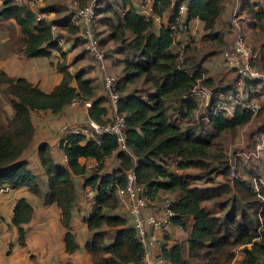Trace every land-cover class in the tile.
<instances>
[{"label":"trees","instance_id":"trees-1","mask_svg":"<svg viewBox=\"0 0 264 264\" xmlns=\"http://www.w3.org/2000/svg\"><path fill=\"white\" fill-rule=\"evenodd\" d=\"M91 1L68 0L64 19L48 23L38 21L27 3L17 5L14 0H0V22L16 23L19 33L10 32L12 47L29 59L50 57L49 49L65 58L60 41L71 36L88 53L81 26L71 20L69 13L73 3L83 9ZM135 2L119 0L106 10L98 6L95 22L112 21L108 25V38L102 39L98 34L106 54L105 44L109 40L117 50L130 53L125 58L122 75L110 73L119 96L118 114L126 123L127 150L121 149L116 136L105 132L65 134L58 148L66 157V164L58 163L51 146L43 143L37 156L44 174L35 175L24 156L37 133L32 114H61L79 97L91 102L87 109L89 122L101 127L113 123L116 114L104 74L105 94L98 97L92 82L83 74L74 76L65 63L59 65L63 79L50 93L27 79L0 71L1 93L12 110L10 116L0 119V190L27 188L44 206L56 205L61 210V223L68 231L67 251L75 252L78 245L70 228L79 199L76 179L83 180L85 194L89 190L95 194V205L85 219L92 234L86 246L92 264H142L143 247L133 221L125 215L131 219L128 209L125 214L116 213L121 204L120 192L127 186L129 173L134 172L145 189L149 208L162 201L163 204L162 196L170 194L172 226L190 230L187 246L177 243L169 249L162 248L164 258L171 264H233L239 253L242 255L239 264H264V187L257 191L249 180L251 174L231 178L224 151L227 141L237 142L245 127L249 141L264 132V108L257 116L244 111L233 118L216 114L206 123L195 121L199 136L192 128L183 130L171 120L176 110L173 106L181 110L183 105L186 118L194 114L196 119L199 102L190 96L197 86L223 87L204 78L200 63L226 46L224 35L228 32L224 30L223 34L217 29L225 0H153L149 16L141 14ZM241 2L252 18L264 21V11H255L249 0ZM173 6L168 26L156 32V17L162 19ZM182 6L185 12H181ZM193 20L204 23L203 39L207 44L199 46L192 41L175 51L177 36L189 31ZM254 83L248 81L246 86ZM207 127L209 132L205 135ZM110 158L118 165L107 172ZM173 168L184 173L197 172L183 177ZM33 214L31 204L20 199L12 222L19 230L22 246H26V232L21 226L30 223Z\"/></svg>","mask_w":264,"mask_h":264},{"label":"crops","instance_id":"crops-1","mask_svg":"<svg viewBox=\"0 0 264 264\" xmlns=\"http://www.w3.org/2000/svg\"><path fill=\"white\" fill-rule=\"evenodd\" d=\"M249 1L255 11H264V0ZM118 2L119 0H98V6L106 10L114 7ZM26 3L37 17H44L45 21L48 23L62 21L67 13L68 0H34V3ZM135 6L141 14L148 16L152 15V6L149 7L145 5L143 0H136ZM235 8L236 2L234 0H225L222 18L217 29L223 31V34L224 30L228 32L224 35L226 46L223 49L212 52L211 55L202 62L204 78L217 86L221 85L227 87L235 77L233 67L223 57V51L231 47L234 41V31L230 25V18L234 14ZM173 10L174 6L171 10L164 13L162 19L160 18L157 20L156 17V32H160L163 27L168 26V22L173 15ZM239 16L244 41L246 45L253 50L256 57L253 65L257 68L262 67L264 72V21L260 23L257 19L252 18L245 7H243V2H240ZM111 23L112 21L104 22L103 20L102 22L96 23L95 27L100 38H108L107 36L110 29L108 25ZM0 24L9 25L14 35L19 33V27L13 20L2 21ZM189 27V31L177 36L178 41L174 46L175 51H177L180 46L184 47L192 41L197 42L199 46L207 44L203 39L205 35L204 23L199 20H193ZM11 30L8 29V33H4L7 35H3V33L0 34V71L5 72L10 77L27 79L44 92L50 93L54 87L62 81L63 72L59 70V65L65 63L69 72L74 76L83 74L85 79L97 84V96H104L105 86L103 73L96 67L91 58L92 56L84 50V46L77 43V40L72 38L73 36L69 39L66 38L67 43L65 46H60L66 54L65 58L61 57L59 52L49 49L48 51L51 53L50 57L29 59L13 49V39L10 35ZM79 50H81V53ZM105 50L107 51V66L109 73L115 76H121L124 70L125 58L130 56V53L124 50H117L114 43L110 40L105 44ZM41 58L53 59V62L49 60L48 63H46V61ZM88 59L92 62L89 61L84 64L83 62ZM77 65L79 66L78 68H76ZM246 88L248 89V97L259 101L262 108H264V80L249 84ZM150 91L152 93V90ZM3 103H5V106H0L1 120H3L5 116L8 117L12 114L9 100L8 102L4 100ZM32 120L37 133L30 149L24 156L25 159L28 160L29 168L33 173L42 177L44 171L39 163L38 156H36L38 147L43 143H48L47 141L53 138L55 141L53 149L54 157L58 163L65 165L67 161L66 157L58 148L59 143L65 135L64 127L82 126L89 122V115L88 110L83 106H69L63 113L58 115L51 112L33 113ZM171 120L183 130L190 128L194 131L199 130L195 121L199 124L200 122L194 118V114L191 118H186V108L184 105L179 112L171 114ZM247 129L248 127H245L241 132L240 138L242 141H237V145L243 143L249 145L247 149L237 150L239 155H241L240 159H237V176L241 174L245 176L251 174L252 177L250 176L249 180L254 176H261L264 179V150H257L258 145L263 143V140L260 139L261 134L255 135L252 141H249L247 135H243V132H247ZM41 134H44L45 138L36 141L37 137ZM243 137H245L246 140H243ZM242 152L251 153L250 159L247 160L245 154ZM117 165L118 162L114 158L108 159L106 171L111 172ZM91 166L94 165L92 164ZM172 171L178 172L183 177L188 176L190 173L195 174V172H197V170H189L184 173L174 168ZM76 182L79 199L70 228V232L73 234L75 242L78 245L75 252L67 251L65 236L68 231L61 223V210L56 205L44 206L43 202L27 188L10 190L0 195V264H92V257L86 248L88 242L92 239V234L89 232L85 219L93 210V199L88 198L87 192L85 194L83 180L78 178ZM20 199H26L34 209L31 222L21 226L26 232V246L21 245L19 230L12 222L15 206ZM120 201L122 205L120 204L116 213L125 214L127 198L121 196ZM162 202L153 204V207L146 209L144 211V216H162ZM209 209L217 211L211 206H209ZM125 215L132 222V217L130 219L127 214ZM189 238L190 230L183 231V229L171 226L168 235L159 234L157 253L161 254L163 247L169 249L177 243H186L187 246ZM241 259L242 255L239 253L233 264H239ZM161 264L171 263L163 259Z\"/></svg>","mask_w":264,"mask_h":264},{"label":"built area","instance_id":"built-area-1","mask_svg":"<svg viewBox=\"0 0 264 264\" xmlns=\"http://www.w3.org/2000/svg\"><path fill=\"white\" fill-rule=\"evenodd\" d=\"M17 5L29 2L34 3V0H14ZM145 5L151 7L153 0H143ZM236 2L235 12L230 18V25L234 31V41L232 46L223 51L224 59L233 67L235 71L234 79L227 85V87H219L215 89H209L205 87L197 86L192 95L190 96L195 101L199 102V106L196 110V120L200 123H206L209 121L210 116L221 114L228 118H233L238 112L250 111L253 115H256L262 108L259 101L250 99L248 97V91L246 83L257 82L264 80V72L261 68H257L253 65L256 59L253 50L248 47L244 41L243 32L239 21V7L241 0H234ZM98 7V0H92L90 4L83 8L78 9L77 3H73L70 7L69 16L71 20L77 24H80L82 29V36L85 43L86 50L94 58L95 65L104 74L105 86L108 91L111 104L115 111V118L113 123L106 126H99L95 122H88L83 126L78 127H64V132L67 136L90 133L101 134L102 132L116 136L122 150H127L125 144V119L122 115L118 114L119 96L115 92V78L111 76L107 66V54L101 48L100 38L95 28L96 22V8ZM186 8L181 7V12H185ZM160 17H157L159 20ZM37 20L45 21L44 17L39 16ZM53 30H57V27H53ZM62 41V39H61ZM60 41V43H61ZM202 67V62L200 63ZM83 106L86 109L91 107V102L83 101L79 97L75 98L71 105ZM264 143V132L261 138ZM260 144L257 147L258 151L264 150V145ZM241 155L235 154L234 156H228L226 158L231 171L230 177H237V159ZM251 157V153L249 155ZM257 191L260 187H264V179L261 176H254L251 179ZM8 188L0 190V195L8 192ZM120 195L127 198V209L132 217L133 226L138 232L139 241L143 247L142 264H161L164 256L157 253L159 244V234L168 235V231L172 226V219L174 218V212L171 209L172 202L165 200L163 205L162 216H144V211L149 208V201L145 196V189L142 187L134 172L129 173L128 183L124 191L120 192ZM88 198L93 199V205H95V194L92 191H87Z\"/></svg>","mask_w":264,"mask_h":264},{"label":"rangeland","instance_id":"rangeland-1","mask_svg":"<svg viewBox=\"0 0 264 264\" xmlns=\"http://www.w3.org/2000/svg\"><path fill=\"white\" fill-rule=\"evenodd\" d=\"M10 26L9 25H7V24H4V25H1L0 24V34L1 33H3V35H7V34H4V33H8V29H10L11 30V28H9ZM97 30V29H96ZM12 31V30H11ZM13 32V31H12ZM66 40L64 39V38H62V41H61V46H65L66 45ZM80 51V53H81V50H79ZM92 58V60L94 59L93 57H91ZM42 60H44V61H46V63H48V61L49 60H51V59H45V58H41ZM52 62H53V59L51 60ZM92 62L91 60H86V61H84L83 63L84 64H86V63H88V62ZM94 61V60H93ZM81 64V63H80ZM79 65V64H78ZM76 66V68H78L79 66ZM89 68V67H88ZM89 70H90V68H89ZM92 84H93V86L96 88V85L97 84H95L94 82H92ZM1 89H0V93H1ZM7 97V96H6ZM7 101L8 102V100L5 98V96L1 93L0 94V106L1 107H4L5 106V103H3V101ZM173 108H175L176 110L175 111H173V113H177V112H179L180 110H178V107L177 106H173ZM1 116V115H0ZM52 129H53V127H52ZM208 132H209V128L207 127L206 129H205V135L206 134H208ZM193 133L196 135V136H199L200 135V130H193ZM263 133V132H262ZM262 133H261V135H262ZM49 135H50V132H49ZM243 135L244 136H246L247 135V132H243ZM41 138H45V136H44V134H41V135H39V137H37V140L36 141H39ZM243 140H246V138L245 137H243ZM238 141H242V139L239 137V139H238ZM48 144L51 146V151H52V153H53V149H54V144H55V141H54V139L53 138H51V139H49L48 141ZM39 146V145H38ZM249 147V145L247 144V143H243V144H241V145H237V142L236 141H234V140H229V141H227V143L224 145V151H225V154H227V157L228 156H234L235 154H238V152H237V150H239V149H247ZM243 154H245V156H246V158H247V160H249L250 159V157H249V155H250V153H247V152H242ZM37 156V155H36ZM35 156V157H36ZM31 157H33V156H31ZM34 158V157H33ZM240 159V158H239ZM29 160H30V158H29ZM251 165V164H250ZM241 176H242V174H241ZM79 193V192H78ZM163 197V199L164 200H173L171 197H173V196H171L170 194H165L164 196H162ZM122 205V204H121ZM121 208H123V207H121ZM124 212V211H123Z\"/></svg>","mask_w":264,"mask_h":264}]
</instances>
